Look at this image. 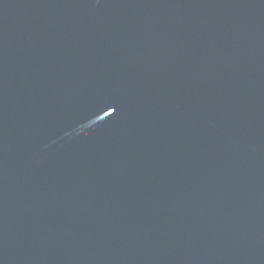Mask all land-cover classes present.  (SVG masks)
<instances>
[{"label": "water", "instance_id": "95a60500", "mask_svg": "<svg viewBox=\"0 0 264 264\" xmlns=\"http://www.w3.org/2000/svg\"><path fill=\"white\" fill-rule=\"evenodd\" d=\"M0 264H264V0H0Z\"/></svg>", "mask_w": 264, "mask_h": 264}]
</instances>
